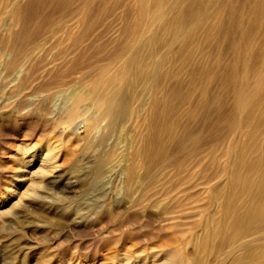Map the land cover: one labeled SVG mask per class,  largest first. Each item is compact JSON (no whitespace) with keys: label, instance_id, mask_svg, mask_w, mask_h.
Returning a JSON list of instances; mask_svg holds the SVG:
<instances>
[{"label":"rangeland","instance_id":"374dc122","mask_svg":"<svg viewBox=\"0 0 264 264\" xmlns=\"http://www.w3.org/2000/svg\"><path fill=\"white\" fill-rule=\"evenodd\" d=\"M263 2L222 0L221 18L209 38H204L205 28L194 31L192 24L176 29L189 33L184 46H168L166 38L172 32L158 26L166 42L155 48L153 58L168 73L160 74L154 100L148 88L121 75L129 105L127 113L110 125L105 105L90 98L78 104L80 115L70 120L73 124L54 122L49 111L67 120L74 105L67 96L72 89L90 88L96 94L103 85L98 79L102 70L108 75L121 62L114 58L116 54L146 49L145 34L136 29L139 0H11L8 8L13 14L4 17L10 22L4 36L10 40L7 60L23 52L28 65L24 71L35 81L63 77L66 83L51 89L29 85L16 90L12 79L17 72L0 71V195L15 176L17 157L44 151L49 143L60 150L51 188L23 194L0 214V264H148L152 255L164 252L181 256L188 264L197 259L229 264L230 256L202 252L197 244L212 223L211 215L220 209L209 183L224 185L221 168L228 167L239 145L248 143L246 136L235 134L238 145L233 149L229 125L242 111L234 85L251 83L256 70L264 68ZM205 20L214 26L213 19ZM190 49L193 56L187 57L192 55ZM134 90L141 97H131ZM73 126L78 128L73 131ZM21 140L29 145L25 154ZM129 144L146 152V158L155 155L163 160L149 168L156 176L149 187L134 189L124 183L128 163L145 170ZM116 149L119 153L111 157ZM245 154L251 158L255 152L249 149ZM196 157H200L197 166ZM182 175L195 177L184 192L177 187ZM147 191L160 198L170 191L166 201L182 198L185 204L164 213L158 201L147 200ZM36 193L45 198L34 197Z\"/></svg>","mask_w":264,"mask_h":264},{"label":"bare ground","instance_id":"6f19581e","mask_svg":"<svg viewBox=\"0 0 264 264\" xmlns=\"http://www.w3.org/2000/svg\"><path fill=\"white\" fill-rule=\"evenodd\" d=\"M221 1L220 0H139V12H138L139 20L136 25V29L139 35L145 34L144 40L142 41L143 44L145 43V45L147 46L146 49H144V47L143 49L140 48L137 52L133 54H131V52L120 53L119 55L116 54L114 58L121 60V62L118 61L119 62L118 66H116L115 70L113 72L111 71L112 73L108 75L105 74V68H104L102 70L100 77L98 78L99 81L101 82V83L99 82V84L100 85L103 84L104 86L103 85L99 86L96 94L94 90L90 88L81 87L78 90L72 89V91L67 96L69 99L72 100V103H74V105L70 111V114L68 115L67 120H63V118L59 119L61 117L52 110L49 111L51 119L56 123L62 120L70 124H73V122L72 121L70 122V120L80 115L78 104L81 101L90 98L92 99L93 102L95 101L101 102L102 104L105 105L104 107L105 110L107 111L108 114L111 115L112 118L110 121V125H113L114 123H116L115 121L117 120V118L124 116L125 112L127 113L126 108L129 105L130 96H128V94H126L124 90L121 88V82H120L121 81L120 76L124 74L133 77L132 79L136 85L138 84L146 87V89L148 88L149 96H151V100H154L156 97V89H158L159 87L160 74L162 73V71H164L165 74L168 73V70H164V68L162 67L163 63L153 58L154 53H156L155 48L158 47L160 43L166 42V40L168 46H171V44H175V43L182 45L185 39H188L189 33L188 31L183 33H177L176 29L179 27H183L186 24H192L191 28L193 30L194 29L198 30L199 28H201L202 31L205 28L203 34L204 38H209L211 35L214 34V27H216L217 23H219V18H221L220 13H222L221 12L222 7L220 6L224 5V4L221 5V3L219 4V2ZM10 2L11 0H0V34L2 35V36L0 35L1 36L0 53L2 55V56L0 55L1 56L0 71L1 69H13L17 72V75L14 77V79H12L13 80L12 84L16 90H20L22 88L24 89V87H27L29 85L32 86L34 85L35 89H41L44 87H48L51 89L55 86L65 84L66 80L63 79V77L53 78L52 80H49L47 82L35 81L36 79L30 76L31 74H29L28 70L24 71V67L26 65L25 64L26 62H24L26 60V55H24L23 52H21L17 58H13L11 60L12 62L7 60V58L9 57L8 47L10 45V40L9 39L4 40V36L5 34L8 33L10 22H8L7 20L5 21L4 17L7 12L12 13V11H14L12 9L9 10L8 8ZM226 8L229 9L231 7L228 6ZM232 8L237 9L236 7H232ZM253 10L256 11L258 9L254 8ZM223 11L224 13H226V9L225 10L223 9ZM235 12L237 14V11ZM188 14L190 15V18ZM167 15H169L170 17H168ZM240 17L241 14L239 18ZM206 18H211V20L213 19L215 21L214 26L210 25L209 27L208 25H206L207 24L206 22L208 21L205 20ZM237 22L238 21H236L235 23L237 24ZM239 23H241V21ZM160 25L166 27L167 29L165 30H169L170 32H172V35L169 34L171 36L169 37L170 39L166 38L165 40V37L157 32L158 26ZM256 30L258 29H255V31ZM244 31L241 32L244 34ZM249 33H251L252 35V31ZM248 35L250 36V34ZM190 37L192 38V35ZM36 46L37 45H35V47ZM191 49L190 51L189 50L188 51L191 52ZM193 53L192 55L189 54L190 56L188 55L187 57H192ZM184 59L188 60V58H184ZM248 67L246 66L245 69L246 68L248 69ZM261 67L262 66H260V68ZM260 68H258L259 70H256L257 72L252 70L256 72V78L255 80L253 78V81H251V83L249 82L248 84L234 85L235 92L237 93L236 94L237 104H239L238 107L239 106L242 107V111L238 116H236V118L229 125L230 126L229 128H231L229 130H232L233 132L232 133L233 137L232 136L230 137V145H233L232 146L233 149L236 148V146L238 145L235 134L239 136L240 135L246 136V140L248 138V143L239 145V149L237 150L234 159L230 161L228 167L226 169L221 168L220 174L222 175L225 174L226 182L224 183V185H220L218 183L217 185L216 183L212 182L211 181L212 177L207 178L208 180L211 181V183H209V186L212 189L211 197L218 203L220 209L218 212L213 213L211 215L212 223H209V227L207 231L204 233V235L201 236L197 246L198 249H201L202 252L210 251V252H217L218 254H226L230 256L228 258L230 259L229 264H264V68L263 67L261 69ZM38 75L40 76V74ZM252 83L253 86H251ZM106 88H110V91L105 92ZM139 92L138 90L132 91L131 97H135V98L141 97V93ZM175 93L176 92H174V94ZM187 97L188 96L185 95V97L183 98H187ZM192 111H196V109L195 110L192 109ZM139 113H141V111ZM72 128H73L72 130L74 131L78 127L73 126ZM259 137H261L260 141L258 139ZM20 142H21L20 145H22L21 146L23 151L22 154H25L26 152H28L26 150V148L29 146L28 142H26L25 140H21ZM129 146L131 148L130 152L137 155L135 156L136 159L138 158L137 160H142V165L143 168H145V170L144 169L141 170L142 168L137 167L135 162L128 163L125 166L126 176L124 179V183L128 188L131 187L134 189L137 188L140 189L143 186L149 187L150 185L153 184L154 178L156 177L154 176V173L149 170V168L154 163L155 164L163 163V160L158 159V157H156L155 155L146 158L145 156L146 152H144L143 150H136L133 146H131V144H129ZM249 149L255 152V155L251 158H247L245 154ZM118 153L119 152L117 151V149L113 150L110 152V156L111 157L117 156ZM59 155H60V150L57 149V146L50 145L49 143L47 144L44 151L29 152L28 154L17 157L16 158L17 160H15V162L18 168L15 172V176H13L14 178L11 177L12 179L10 178L8 180V186L5 191L6 193H2L0 195V214H2L8 209L7 206L10 203H12L14 199H18V198L20 199V197L23 194L28 193L29 191L32 190L34 191L39 187L51 188L50 185L55 183L54 182L55 180L52 176L54 175L55 170L59 166V161H58ZM194 161L195 163H197L196 166L199 165L200 157H196ZM240 164H243V167H240ZM194 178L195 177L193 175H182L178 179L179 181L177 187L180 188L179 190H182L184 192V189L186 190L187 186L195 183V180H193ZM166 180H168V178L165 179L164 181ZM169 181L172 182L173 179H171L170 177ZM164 186L167 185L164 184ZM148 192L149 191H147L145 195H147ZM170 193H171L170 191H165L163 192V194L161 192L162 194L161 198L160 196L157 197V195L153 197L151 196V194H148L146 198H148L147 200H149L151 203L153 202L155 203V201H158L157 203L160 204L162 210H164V213H170L178 208H182L185 204L182 198L179 199L174 198L172 201H166L164 197L172 195ZM34 197L45 198V195L36 193ZM210 236L212 237L211 241L209 238ZM240 249L242 250L241 252H239L238 254H234L235 251ZM164 253L165 254L162 255L161 254H155L154 256L152 255L153 258H151V261L148 264H188L187 261L181 256H174V254H172L171 252L168 253L164 252ZM140 263L147 264V262H140ZM206 263L207 262H205L203 259H197L196 261L193 262V264H206Z\"/></svg>","mask_w":264,"mask_h":264}]
</instances>
